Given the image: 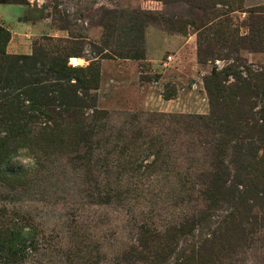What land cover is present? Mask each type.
Returning a JSON list of instances; mask_svg holds the SVG:
<instances>
[{
    "label": "rangeland",
    "instance_id": "374dc122",
    "mask_svg": "<svg viewBox=\"0 0 264 264\" xmlns=\"http://www.w3.org/2000/svg\"><path fill=\"white\" fill-rule=\"evenodd\" d=\"M220 1L0 0L18 7L1 12L21 46L8 56L99 66L96 90L59 82L74 87L65 108L13 115L23 127L0 142V243L7 230L22 244L0 264H264L262 150L241 135L218 142L202 82L231 62L264 68L263 29L246 12L264 0L232 12ZM29 72L0 82L1 102L27 107L34 79L53 82Z\"/></svg>",
    "mask_w": 264,
    "mask_h": 264
},
{
    "label": "trees",
    "instance_id": "16d2710c",
    "mask_svg": "<svg viewBox=\"0 0 264 264\" xmlns=\"http://www.w3.org/2000/svg\"><path fill=\"white\" fill-rule=\"evenodd\" d=\"M237 0H221L219 4L229 12L242 11L241 6L233 3ZM239 1V0H238ZM6 2V1H5ZM15 2V1H13ZM8 3V2H7ZM12 3V2H11ZM248 18L260 25L262 35L264 36V5H259L246 10ZM183 24H192L182 22ZM226 41L232 43L237 40L234 35L228 34V37L222 35ZM259 37H262L261 34ZM9 32L0 27V72L4 69V77L0 76V82L3 83V89L8 88V83L15 79H32L37 77L35 72H29V68L37 66L38 70L53 78L52 84H44L39 79L31 83L35 87V93L26 95L28 106L20 103H5L0 101V142L6 138L15 136L17 130H21L23 125L13 115H48L54 109H63L66 107V95L69 91H74L71 83H67L65 88L59 82L73 80V82H82L92 90L98 88L99 66L88 65L85 70H76L66 66V60L62 55H48L42 59L32 56H8L5 53L6 45L9 41ZM263 44H264V39ZM259 43H257L258 45ZM264 51V50H262ZM200 52L198 50L197 55ZM31 74V75H29ZM96 82V84H95ZM204 90L209 104V115L216 122L217 132L220 136L219 143L244 136L251 139V144H256L257 148L262 150V156L259 159L264 169V68L252 69L242 64L231 62L224 65L219 70L213 68L203 79ZM3 97V96H2ZM0 97V100L1 98ZM165 100L170 97L165 96ZM219 116L217 117V115ZM219 147H222L219 144ZM224 171H217L215 181L222 182ZM214 181V182H215ZM246 189V186H245ZM3 234V240L0 243V259L11 262L15 260L18 252L21 251L20 233L7 231ZM19 256V255H18ZM17 258V257H16Z\"/></svg>",
    "mask_w": 264,
    "mask_h": 264
},
{
    "label": "crops",
    "instance_id": "0c3cea01",
    "mask_svg": "<svg viewBox=\"0 0 264 264\" xmlns=\"http://www.w3.org/2000/svg\"><path fill=\"white\" fill-rule=\"evenodd\" d=\"M0 20L1 21H4V23L6 22H9L10 20H11V18H12V16L7 20V21H5L2 17H1V12H6L7 10H10L11 8H18V7H16V6H14V5H0ZM18 19H19V17H17ZM16 18V20H17V27H16V31H18V30H20V29H22L21 28V26H20V24H21V22L20 21H18V19ZM19 24V25H18ZM23 24H25L24 22H23ZM28 26H30L29 24V22H27L26 23ZM17 33V32H16ZM26 36V35H25ZM13 38V36H11V39ZM20 39V38H19ZM6 50H7V52H9V53H11V54H17V53H19L20 51H21V46H20V44L19 43H17V42H15V44H13V45H11L10 44V41H8V43H7V45H6V48H5ZM79 60H81L80 58H79ZM168 101H172V100H168Z\"/></svg>",
    "mask_w": 264,
    "mask_h": 264
},
{
    "label": "clouds",
    "instance_id": "9594fccd",
    "mask_svg": "<svg viewBox=\"0 0 264 264\" xmlns=\"http://www.w3.org/2000/svg\"><path fill=\"white\" fill-rule=\"evenodd\" d=\"M21 152H27V149H21ZM20 163L22 167L27 168L29 166L35 167L36 161L31 156H21Z\"/></svg>",
    "mask_w": 264,
    "mask_h": 264
},
{
    "label": "built area",
    "instance_id": "2783aa9c",
    "mask_svg": "<svg viewBox=\"0 0 264 264\" xmlns=\"http://www.w3.org/2000/svg\"><path fill=\"white\" fill-rule=\"evenodd\" d=\"M68 65L74 66V64L71 62V60H69Z\"/></svg>",
    "mask_w": 264,
    "mask_h": 264
},
{
    "label": "water",
    "instance_id": "95a60500",
    "mask_svg": "<svg viewBox=\"0 0 264 264\" xmlns=\"http://www.w3.org/2000/svg\"><path fill=\"white\" fill-rule=\"evenodd\" d=\"M73 59H74V58L71 59L72 62H73Z\"/></svg>",
    "mask_w": 264,
    "mask_h": 264
}]
</instances>
